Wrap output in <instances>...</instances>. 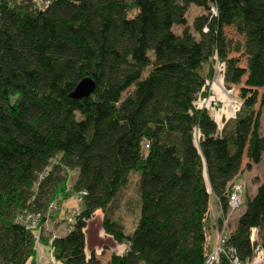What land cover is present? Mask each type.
I'll return each mask as SVG.
<instances>
[{"label":"trees","instance_id":"1","mask_svg":"<svg viewBox=\"0 0 264 264\" xmlns=\"http://www.w3.org/2000/svg\"><path fill=\"white\" fill-rule=\"evenodd\" d=\"M190 4L202 11L189 25ZM216 61L241 101L221 126L198 103ZM85 77L92 92L70 97ZM263 109L264 0H0V264L31 261L32 219L41 231L79 192L82 209L47 241L58 264H204L210 197L225 213L236 177L262 160ZM133 172L126 228L113 215ZM242 203L211 264H246L264 242V179ZM97 209L126 245L104 262L85 251Z\"/></svg>","mask_w":264,"mask_h":264},{"label":"rangeland","instance_id":"2","mask_svg":"<svg viewBox=\"0 0 264 264\" xmlns=\"http://www.w3.org/2000/svg\"><path fill=\"white\" fill-rule=\"evenodd\" d=\"M201 11L202 9L200 7L190 4L188 6L186 14L187 23L190 25L194 15ZM174 29L178 32L180 30V27L175 26ZM226 33L229 37H233V39L239 37L234 33L233 28H227ZM221 66L222 65L219 62H215L211 77L208 81L207 95L204 98L199 99L198 102L201 104V106L207 109L209 114L213 116L218 125L222 124L221 122H225L229 118L233 117L238 112L241 105L240 97L237 91L238 85H227L224 82ZM261 113L260 128L261 132L264 133V109L261 111ZM75 172V169H71L67 172V183L69 185L75 178ZM135 176V172L131 173L128 183L120 190L118 198L116 200L117 207L114 210L113 215V217L123 223L126 228L132 227L137 213V192L135 186ZM263 179L264 157H262V160L256 165L252 164L249 168L243 167L242 171L234 181V184H239L241 186L238 195L240 199L239 205L234 208H228L229 206L226 202L227 210L226 215H224L223 217V219H225L224 222H222L223 225L219 226L218 229L217 227L213 230L210 229V231H208L207 233L208 238L210 237V235L212 237L211 243L213 249L220 242L221 236H224L227 231L233 227L238 214L243 209V193L245 192L247 196H251L255 190V185ZM66 196L67 195H65V197ZM217 203V198L212 195L209 200V212L212 219L216 218ZM54 204L55 207L53 209V213H55L56 215L54 214L53 220L51 221V217H49V220L44 224V228L41 231H39L37 226L32 229L36 237L35 240L44 241L48 245V247L49 243H47V241L50 242L52 236L62 233V231H64L63 229H65L64 227L69 225L68 217L72 216L75 211H79L83 207V202L79 199L78 193L70 194L67 198L63 199L62 201L59 200L58 202H54ZM220 215L222 217L221 212ZM101 217L102 213L99 209H97L87 221V224L85 226V250L87 254L90 251H93L99 258L100 262H104L110 254L107 251L105 252V250L111 249L112 246H116V242L110 235L106 234L103 231L101 226ZM58 220V223L54 222ZM47 228H51V231L47 230ZM262 247L259 251H257L256 255L254 252V257L251 261L248 262V264H264V244L262 245ZM34 255L35 251L33 257ZM51 260L57 262V260L53 258L50 251V259L46 264H50ZM31 261L29 260L28 264H33V258Z\"/></svg>","mask_w":264,"mask_h":264},{"label":"built area","instance_id":"3","mask_svg":"<svg viewBox=\"0 0 264 264\" xmlns=\"http://www.w3.org/2000/svg\"><path fill=\"white\" fill-rule=\"evenodd\" d=\"M211 9H212V11L215 10V8L213 6H211ZM240 188H241V186L239 184H234L233 183L231 185L230 192H229V194L227 196V204L229 206L228 208H234L237 205H239L240 199H239V196L238 195H239V192H240ZM78 194H79V199L81 200V197H82L83 192H79ZM224 215H226V212L225 213H222V217H221L222 222H224V220H225V219H223ZM68 219H69V222L68 223L70 224L72 222V220H73V216L68 217ZM222 222H221V225H223ZM31 226H32V228H34L36 226L35 219H32V225ZM222 228H223V226H222ZM226 234L224 236L222 235L221 236V239H220V242L218 241L219 243L217 244V246L214 247V249L212 248L209 251L208 256H207L206 261H205L204 264H211L214 260H216L217 255L220 252H225V248H224V246L222 245L221 242L225 238ZM263 244H264V242L261 243V244H258L255 247L254 252L257 253V251H259L261 249V247H262ZM262 249H263V247H262ZM236 262L239 264L238 261H236ZM50 264H57V262L54 261V260H51V263ZM246 264H248V263H246Z\"/></svg>","mask_w":264,"mask_h":264},{"label":"crops","instance_id":"4","mask_svg":"<svg viewBox=\"0 0 264 264\" xmlns=\"http://www.w3.org/2000/svg\"><path fill=\"white\" fill-rule=\"evenodd\" d=\"M221 123L223 124L224 122H221ZM222 124H219V125L221 126ZM260 131H261V129H260ZM262 157H264V153L262 154ZM256 164L257 163H255V165ZM256 186H257V184L255 185V188H256ZM219 214H220V208H219V204L217 203V214H216V218L215 219H212L210 217L211 226H212L210 228L211 230H213L214 228L216 229V226H214V225L216 223L215 221L217 220ZM50 229L51 228H47V230H50ZM208 239H209L208 240L209 241V244H210V246L212 248V243H211L212 242V237H211V235H210V237ZM213 245H215V244H213ZM112 247H111V249H106L105 252L107 251V252L110 253L111 250H116L117 252H121V251H123L125 249L126 245L124 243H120V244L116 243V246H112ZM34 248H35V255L33 257V264H46L48 262V260L50 259V251H49L48 245L44 241L35 240L34 241ZM29 260L27 261L26 264L29 263Z\"/></svg>","mask_w":264,"mask_h":264},{"label":"water","instance_id":"5","mask_svg":"<svg viewBox=\"0 0 264 264\" xmlns=\"http://www.w3.org/2000/svg\"><path fill=\"white\" fill-rule=\"evenodd\" d=\"M94 89V82L91 78L85 77L81 79L69 94L72 98H80L89 95Z\"/></svg>","mask_w":264,"mask_h":264}]
</instances>
